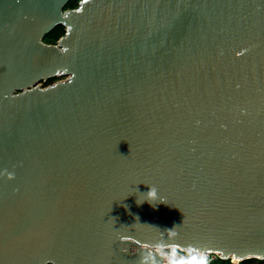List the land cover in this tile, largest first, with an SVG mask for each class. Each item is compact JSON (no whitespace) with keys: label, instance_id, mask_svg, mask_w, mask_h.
Listing matches in <instances>:
<instances>
[{"label":"water","instance_id":"1","mask_svg":"<svg viewBox=\"0 0 264 264\" xmlns=\"http://www.w3.org/2000/svg\"><path fill=\"white\" fill-rule=\"evenodd\" d=\"M69 1L0 0V264L264 259V0Z\"/></svg>","mask_w":264,"mask_h":264},{"label":"built area","instance_id":"2","mask_svg":"<svg viewBox=\"0 0 264 264\" xmlns=\"http://www.w3.org/2000/svg\"><path fill=\"white\" fill-rule=\"evenodd\" d=\"M165 256L164 264H206L210 261L221 259L218 254H204L197 253L192 250H184L181 248L171 247L167 249H161ZM233 263H239L240 261H235L231 258Z\"/></svg>","mask_w":264,"mask_h":264},{"label":"trees","instance_id":"3","mask_svg":"<svg viewBox=\"0 0 264 264\" xmlns=\"http://www.w3.org/2000/svg\"><path fill=\"white\" fill-rule=\"evenodd\" d=\"M80 0H70L67 4L66 8H75L78 6ZM66 33V28L64 25L60 24L56 26L53 30H51L44 38L45 42L47 43H56L60 37H62ZM56 79H51L48 81L49 83H52ZM206 264H264V259H247L244 261H240L239 263H233L231 259H216L213 261H210Z\"/></svg>","mask_w":264,"mask_h":264},{"label":"clouds","instance_id":"4","mask_svg":"<svg viewBox=\"0 0 264 264\" xmlns=\"http://www.w3.org/2000/svg\"><path fill=\"white\" fill-rule=\"evenodd\" d=\"M152 192H154V189L151 187L147 193H152ZM147 200L150 202V199H147ZM143 201H140V203H142ZM193 264H195V262H193Z\"/></svg>","mask_w":264,"mask_h":264},{"label":"rangeland","instance_id":"5","mask_svg":"<svg viewBox=\"0 0 264 264\" xmlns=\"http://www.w3.org/2000/svg\"><path fill=\"white\" fill-rule=\"evenodd\" d=\"M43 84H44V85H47V84H48V82H47V83H46V82H44ZM238 261H239V260H238Z\"/></svg>","mask_w":264,"mask_h":264},{"label":"bare ground","instance_id":"6","mask_svg":"<svg viewBox=\"0 0 264 264\" xmlns=\"http://www.w3.org/2000/svg\"><path fill=\"white\" fill-rule=\"evenodd\" d=\"M235 261H238L237 259H235Z\"/></svg>","mask_w":264,"mask_h":264}]
</instances>
